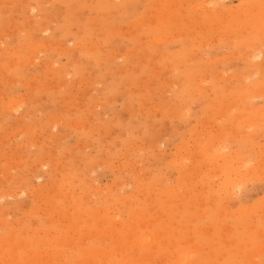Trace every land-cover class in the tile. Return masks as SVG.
I'll use <instances>...</instances> for the list:
<instances>
[{"label":"rangeland","instance_id":"1","mask_svg":"<svg viewBox=\"0 0 264 264\" xmlns=\"http://www.w3.org/2000/svg\"><path fill=\"white\" fill-rule=\"evenodd\" d=\"M263 90L264 0H0V264H264Z\"/></svg>","mask_w":264,"mask_h":264},{"label":"bare ground","instance_id":"2","mask_svg":"<svg viewBox=\"0 0 264 264\" xmlns=\"http://www.w3.org/2000/svg\"><path fill=\"white\" fill-rule=\"evenodd\" d=\"M48 1H49V0H48ZM205 2H206V0H205ZM201 3H202V2H201ZM218 3H220V2H218ZM26 4H27V3H26ZM192 5H193V4H192ZM192 5H191V6H192ZM194 6H195V5H194ZM200 6H201V5H200ZM254 6H255V5H254ZM29 7H30V6H29ZM198 7H199V5H198ZM6 8H7V7H6ZM26 8H28V7H26ZM33 8H34V7H33ZM33 8H32V9H33ZM29 9H31V8H29ZM200 9H201V7H200ZM212 9L214 10V8H212ZM218 9H219V8H218ZM218 9H216V10H218ZM207 10H208V9H207ZM209 10H210V9H209ZM58 11H59V10H58ZM180 11H181V10H180ZM195 11H196V8H195ZM197 12H198V11H197ZM203 12H204V11H203ZM215 12H216V11H215ZM26 13H27V10H26ZM33 13H34V12H33ZM33 13H32V14H33ZM200 13H201V12H200ZM210 14H211V13H210ZM210 14H209V15H210ZM223 18H225L224 15H223ZM223 22H224V21H223ZM53 24H54V23H53ZM11 25H12V24H11ZM129 26H130V25H129ZM20 28H21V27H20ZM130 28H131V27H130ZM40 29H41V28H40ZM119 30H120V29H119ZM124 31H125V30H124ZM252 31H253V29H252ZM118 32H119V31H118ZM118 32H117V33H118ZM4 33H5V32H4ZM80 33H81V32H80ZM120 34H121V33H120ZM176 34H177V33H176ZM130 37H131V36H130ZM33 38H34V37H33ZM38 42H41V41H38ZM47 42H48V41H47ZM41 43H42V42H41ZM41 43H40V44H41ZM37 44H38V43H37ZM40 44H39V45H40ZM44 44H45V43H44ZM89 44H90V43H89ZM198 44H199V43H198ZM46 45H47V44H46ZM55 45H56V44H55ZM62 45H63V44H62ZM36 46H37V45H36ZM36 46H35V47H36ZM86 46H88V45H86ZM90 46H92V45H90ZM90 46H89V48H90ZM142 46H143V45H142ZM13 47H14V46H13ZM29 47H30V46H28V48H29ZM46 47H47V46H46ZM59 47H60V46H59ZM100 47H101V46H100ZM11 48H12V47H11ZM60 48H61V47H60ZM84 48H85V47H84ZM81 50H82V48H81ZM117 51H118V50H117ZM120 51H121V50H120ZM245 51H246V50H245ZM125 52H126V51H125ZM117 53L120 54V52H117ZM245 53H246V52H245ZM30 54H31V53H30ZM108 54H109V53H108ZM246 54H247V53H246ZM249 55H250V54H249ZM253 55H254V54H253ZM259 55H260V54L257 53L255 56H259ZM118 56H119V55H118ZM226 56H227V55H226ZM231 56H232V55H231ZM237 56H238V55H237ZM247 56H248V55H247ZM247 56H246V57H247ZM260 56H261V55H260ZM112 57H113V56H112ZM115 57H116V56H115ZM153 58H154V57H153ZM224 58H225V57H224ZM235 58H236V57H235ZM50 61H51V60H50ZM75 61H76V60H75ZM212 62H213V61H212ZM15 63H16V62H15ZM155 65H156V64H155ZM44 67H45V66H44ZM52 67H53V66H52ZM152 67H153V66H152ZM154 67H155V66H154ZM118 69H119V68H118ZM155 70H156V69H155ZM217 74H218V73H217ZM219 75H220V74H219ZM242 77H243V76H242ZM83 78H84V77H83ZM226 78H227V77H226ZM84 79H85V78H84ZM235 79H236V78H235ZM242 79H243V78H242ZM250 79H251V78H250ZM81 80H82V79H81ZM141 80H142V79H141ZM152 80H153V79H152ZM182 80H183V79H182ZM63 81H64V80H63ZM171 81H172V80H171ZM180 81H181V80H180ZM240 81H241V80H240ZM175 82H176V81H175ZM243 82H244V81H243ZM33 83H34V82H33ZM86 84H88V83H86ZM94 84H95V83H94ZM166 84H167V83H166ZM139 85H140V84H139ZM149 85H150V84H149ZM46 86H47V85H46ZM78 86H79V85H78ZM242 86H243V85H242ZM247 86H248V85H247ZM76 87H77V86H76ZM141 87H142V86H141ZM244 87H245V86H244ZM44 88H45V87H44ZM32 90H33V89H32ZM257 91H258V90H257ZM257 91H255V92H257ZM259 91H260V90H259ZM263 91H264V90H263ZM4 94H5V93H4ZM245 94H246V93H245ZM19 96H20V94H19ZM163 96H164V95H163ZM250 96H251V95H250ZM255 96H256V94H255ZM231 97H232V96H231ZM20 98H21V97H20ZM171 99H172V98H171ZM9 100H10V99H9ZM19 100H20V99H19ZM257 100H258V99H257ZM14 102H16V101H14ZM5 103H6V102H5ZM8 103H9V102H8ZM18 103H19V102H18ZM18 103H17V104H18ZM147 104H148V103H147ZM235 104H236V102H235ZM14 105H15V104H14ZM157 106H158V105H157ZM13 107H14V106H13ZM157 109H158V108H157ZM180 109H181V108H180ZM187 112H188V111H187ZM14 113H15V112H14ZM154 113H155V111H154ZM6 114H8V113H6ZM168 115H169V114H168ZM15 116H16V115H15ZM58 119H59V118H58ZM255 119H256V118H255ZM48 120H49V119H48ZM205 120H206V119H205ZM54 121H55V120H54ZM77 123H78V122H77ZM77 123H76V125H77ZM83 125H84V124H83ZM153 126H154V125H153ZM107 128H108V127H107ZM222 129H223V128H222ZM218 130H219V129H218ZM108 133H109V132H108ZM222 133H223V132H222ZM119 135H120V134H119ZM218 137H219V135H218ZM237 137H238V136H237ZM203 138H204V137H203ZM219 139H221V138L219 137ZM212 141H213V140H212ZM145 142H146V141H145ZM212 143H214V142H212ZM216 143H217V142H216ZM153 145H155V144H153ZM182 145H183V144H182ZM221 145H223V144H221ZM73 146H74V145H73ZM83 146H84V145H83ZM223 146H224V145H223ZM209 147H210V146H209ZM145 148H146V147H145ZM217 148H218V147H217ZM220 148H221V146H220ZM224 148H225V146H224ZM206 149H207V148H206ZM209 149H210V148H209ZM192 150H193V149H192ZM221 150H222V149H221ZM221 150H220V152H221ZM210 151H211V150H210ZM214 152H215V151H214ZM217 152H218V151H217ZM220 152H219V154H222V153H220ZM209 154H210V153H209ZM216 154H217V156L219 155L218 153H216ZM175 155H176V154H175ZM214 155H215V154H214ZM227 155L229 156V154H227ZM181 156H182V155H181ZM217 156H216V157H217ZM228 156H227V157H228ZM230 156H232V154H231ZM51 157H52V156H51ZM77 157H78V156H77ZM179 157H180V156H179ZM219 157H220V156H219ZM219 157H218V158H219ZM86 158H87V157H86ZM236 158H237V157H236ZM242 158H243V157H242ZM8 159H10V158H8ZM103 159H104V158H103ZM123 159H124V158H123ZM237 159H239V157H238ZM237 159L234 158V160H237ZM174 160H175V159H174ZM240 161H241V160H240ZM39 162H40V161H39ZM123 162H124V161H123ZM243 162H244V161H243ZM99 163H100V162H99ZM238 163H239V162H238ZM240 164H242V163L240 162ZM236 165H237V164H236ZM242 165H243V164H242ZM55 166H56V165H55ZM234 166H235V164H234ZM238 167H239V166H238ZM240 167H242V166L240 165ZM243 167H244V166H243ZM55 169H56V168H55ZM98 169H99V168H98ZM234 169H236V168H234ZM128 170H129V169H128ZM241 170H242V169H241ZM241 170H240V171H241ZM86 171H87V169H86ZM137 172H138V171H137ZM242 172H243V171H242ZM245 173H246V172H245ZM253 173H254V172H253ZM228 174H229V172H228ZM238 175H239V174H238ZM238 175H234V176H237L238 178H240V176H238ZM251 176H252V175H251ZM231 178H232V177H231ZM231 178H230V179H231ZM231 180H234V179H231ZM22 181H23V180H22ZM90 181H91V180H90ZM225 182H226V184H227L228 182H231V181L228 180V182H227V180H226ZM225 182H224V183H225ZM234 183H235V182H234ZM23 184H24V183H23ZM23 184H22V185H23ZM222 184H223V182H222ZM228 184H229V183H228ZM115 185H116V184H115ZM224 185H225V184H224ZM25 186H26V185H25ZM36 186H38V185H36ZM39 186L42 187V184H41V185L39 184ZM230 186H231V185H230ZM232 186H233V185H232ZM235 186H236V185H235ZM41 187H38V188H41ZM43 187H44V185H43ZM17 188H18V187H17ZM23 188H24V187H23ZM32 188H33V186H32ZM46 188H47V187H46ZM230 188H232V187H230ZM230 188H229V189H230ZM15 189H16V188H15ZM18 189H19V188H18ZM43 189H45V188H43ZM43 189H42V188H41V189H38V190L36 189V190L39 192L40 196H43V192H44ZM47 189H49V188H47ZM225 189H226V188H225ZM16 190H17V189H16ZM19 190H20V189H19ZM30 190H31V189H30ZM174 190H175V189H174ZM217 190H218V189H217ZM221 190H222V188L220 189V191H221ZM226 190H227V189H226ZM13 191H14V190L12 189V192H13ZM33 191H34V190H33ZM37 191H36V192H37ZM45 191L47 192V190H45ZM50 191H51V190H50ZM10 192H11V191H10ZM28 192H29V191H28ZM99 192H100V191H99ZM216 192H217V191H216ZM218 192H219V191H218ZM230 192H231V191H230ZM230 192H229V193H230ZM14 193H15V192H14ZM24 193H25V192H24ZM44 193H45V192H44ZM51 193H52V192H51ZM87 193H88V192H87ZM188 193H189V192H188ZM6 194H7V193H6ZM11 194H12V193H11ZM29 194L31 195V192H30ZM232 194H233V193H232ZM232 194H231V195H232ZM8 195H9V194H8ZM13 195H14V194H13ZM36 195L39 196L38 194H36ZM46 195H47V194H46ZM229 195H230V194H229ZM2 196H4V195H2ZM161 198H162V197H161ZM44 199H45V198H44ZM68 199H69V198H68ZM49 202H50V201H49ZM50 203H51V202H50ZM40 207H41V206H40ZM36 209H37V208H36ZM34 210H35V209H34ZM97 212H98V211H97ZM34 213H35V211H34ZM47 221H48V220H47ZM63 221H64V220H63ZM116 224H117V223H116ZM207 230H208V229H207ZM228 232H229V231H228ZM48 235H49V234H48ZM193 247H194V246H193ZM189 250H190V249H189ZM189 250H186V251H189ZM196 250H197V249H196ZM191 251H192V249H191ZM189 252H190V251H189ZM44 256H45V255H44ZM159 256H160V255H159ZM175 256H176V255H175ZM133 258H134V257H133ZM41 259H42V258H41ZM157 259H158V258H157ZM159 259H162V258L160 257ZM162 260H163V259H162ZM133 261H134V260H133ZM177 261H178V260H177ZM138 262H139V261H138ZM160 262H161V261H160ZM160 262H159V263H160ZM174 263H175V262H174ZM176 263L178 264V262H176ZM153 264H154V263H153Z\"/></svg>","mask_w":264,"mask_h":264},{"label":"clouds","instance_id":"3","mask_svg":"<svg viewBox=\"0 0 264 264\" xmlns=\"http://www.w3.org/2000/svg\"><path fill=\"white\" fill-rule=\"evenodd\" d=\"M248 166L249 164H245V167H248ZM242 188H243L242 185H236L233 188V192L235 194H240L242 192ZM194 257H195V253H184L182 255L181 264H190V261L194 259Z\"/></svg>","mask_w":264,"mask_h":264}]
</instances>
